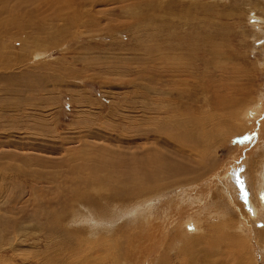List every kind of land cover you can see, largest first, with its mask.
<instances>
[{"label":"rangeland","instance_id":"1","mask_svg":"<svg viewBox=\"0 0 264 264\" xmlns=\"http://www.w3.org/2000/svg\"><path fill=\"white\" fill-rule=\"evenodd\" d=\"M139 1L138 8H133L128 0H0V56L2 44L7 45L4 61L0 58V264H23L24 257L35 256L49 246L46 232L55 212L61 210L63 198L71 195L67 190L74 187L72 168L84 163L83 159L96 156L99 148L108 155L110 151H131L135 145H157L155 136H134L154 130L151 123L157 121L146 123L143 118L158 115L156 108H167L178 101L185 116L206 117L213 111L214 85L216 91L238 101L232 109L254 108L257 104L264 109V0ZM124 5L126 11L122 12L118 7ZM137 16L146 19L138 22ZM154 45H184L192 48V53H183L180 63L173 57L167 61L148 54L146 50ZM40 51L44 55L37 58ZM176 94L182 96L176 98ZM194 96L200 100L211 96V108L202 101L196 103ZM213 118L219 124L211 120L213 125H208L219 126L221 135L211 139L207 155L215 163V171H221L219 178L210 181L206 176L193 184L162 190L149 199L143 196L110 205L106 194L102 199L98 191L90 190L91 196L108 204L109 215L106 213L104 220L96 216L99 214L93 207L70 202L66 221H71L61 228L83 227L86 240L106 239L105 245L113 237L119 236L122 241L131 234L138 250L144 251L159 240L153 252L156 264L186 262L174 258V250L171 255L163 251L168 246L176 247L172 238L184 217L188 221L184 218L182 226L190 224L198 237L201 232L206 238L217 235L215 227L238 234L232 227L224 228V223L235 225L237 218L218 216L221 204L217 201L220 203L225 195L224 186H231V171H224L235 166L239 177L234 157L243 155L242 144L259 135V122L256 120L255 129L240 139L230 138L241 131L238 127L243 129L240 118L225 114ZM173 155L176 157V152ZM58 192H62V198ZM238 194L242 195L239 189ZM245 211L251 215L252 208ZM78 213L84 218L75 220ZM256 224L259 229L263 227L261 222ZM243 225L237 226L244 233L236 235L238 241L214 249L203 242L195 248L199 263L212 260L215 264H237L239 254L248 264H264L263 244L254 230ZM149 226L154 241L147 240ZM54 237L55 241L59 239ZM124 248L122 252L127 251L131 257H141L132 264H144V252L136 250L134 255L128 243Z\"/></svg>","mask_w":264,"mask_h":264},{"label":"bare ground","instance_id":"2","mask_svg":"<svg viewBox=\"0 0 264 264\" xmlns=\"http://www.w3.org/2000/svg\"><path fill=\"white\" fill-rule=\"evenodd\" d=\"M114 1L116 2V0ZM118 1H124V0H118ZM128 1H131L130 7L138 8L140 2L139 0H128ZM93 3L94 2H92L91 4ZM142 4L144 3L142 2ZM118 9H121L122 12L126 11L125 5L118 7ZM137 17H139V19L137 18L138 22H142L144 19H146V16H137ZM6 46L4 43L2 44L3 56H0L2 61H4V50ZM146 51L148 52V54L158 55L162 59H165L167 61L169 60V58L171 61L172 59L171 57H173V60L175 58L180 63V61H182L181 59L183 58L182 55H184L183 53L185 52L192 53V48L188 46L184 47V45H176L175 47H166V48H163V46L157 47L154 45V47H150ZM38 54L44 55V53L42 52L41 53L37 52L36 54L37 58L39 56ZM220 86L223 87L224 85H220ZM215 88L216 86L213 85V89L211 90L214 93L212 94L213 109L210 107L212 106L210 103L211 96H209L208 99H202V100H200L199 97L194 96L195 97L194 101H196L197 98L196 103L198 101H199L198 103L202 101V104L208 105L209 106L208 108L209 109L211 108V110H213L212 114L208 112L210 113V115L206 117L204 115H203L204 117L202 116L203 118L196 116L193 117L190 115L188 116L187 115L188 113L185 116L183 108L178 101L174 102L175 105H172L173 102L169 103V105L171 106L170 107L168 106L167 108L163 106L156 108L154 112H156L158 115H156L155 117L153 116L147 117L148 119L144 117L143 122L146 123L150 122L151 119L154 120V122L157 121L156 124L151 123V125L155 126L154 130L150 129L149 131H145L141 133L143 136L140 134L138 135L135 134L134 136H138V137L140 136L139 138L142 139L148 138L150 136L153 137L155 136L158 140L155 142L157 145L154 146L135 145L136 146L134 147L135 149L131 151L128 149L130 152L128 151L124 153L123 151L120 154H118L117 152L112 153V151H110L108 155L104 153V150L101 151L99 148V150L96 151L98 152L96 156H91L90 158L88 157L86 159H83V161L85 162L76 165L78 167H75L73 165L74 167L71 168L74 172L72 173L71 179L75 180L73 183L74 187L70 188L71 189L70 191L67 190L71 194V195L68 194L70 197L68 199L63 198L61 210L55 212V214L53 215L54 218L52 219L51 225L54 228L51 226V228L46 232L49 246H45V249L41 250L40 253L37 252L36 254H34L35 256H30V257L26 256V258L24 257V259H22L24 260L23 264H124L127 260H129L130 264H132L133 261L135 263L136 260H140L141 258L140 256H138L140 258L135 259L136 257H131L129 253L127 254V251L122 252L125 249L124 246L126 245V243H128V246H130V248L131 247L133 248L134 253L133 252L132 253L134 255L135 253H137L136 250L141 253L144 252L146 256L144 258L145 260L143 261L144 264H156L155 253L153 252L156 250L157 247L156 243H158L159 240L155 242L153 238L154 237L153 235L155 234H150L151 233L150 226L152 227V225H150L146 229V237L148 241L152 240L154 241L153 243L155 244H152V246L148 245L145 248V251L138 250L137 248L138 245L137 243H135V240L132 238V235L131 234L128 235L126 232H122V234L126 233L128 235V236L126 235L127 236L126 239L123 237L121 241L118 239L120 237L116 235L117 237H113V240L111 242L112 245L109 246V244L111 243L105 245V242L107 241L106 239H105L106 241L102 238L94 239V240L92 239L86 240V238L83 237L85 234V230L83 227L80 228L74 227V229H69L64 227L61 228V226L65 222L71 221L70 219L66 221L69 215L66 214L67 213L66 209L70 202L78 201L79 204L82 206L88 205L93 207V209H95L94 211L96 212V214H99L96 216H102L101 218L104 219L106 213L109 215L108 213L109 208L107 207L108 204L106 205V203L105 204L103 203L104 201L103 202L99 201L97 198H94L95 196L94 197L91 196L90 190L98 191V198L104 199L103 196H105L106 194L107 201L109 202L110 205L114 203L117 204L118 203L120 204L122 202L124 203L127 202L129 199L138 198V197L140 198L143 196L149 199L151 198L150 196L153 197L154 194L164 192L165 189L167 190L173 186H178L179 184L181 185L189 184V182L193 184V182L198 181L199 178L203 179V177L206 176H208V180L210 181L212 177L218 176L219 178L221 176L220 173L221 171L219 172L218 168H217L218 171H215L216 170V167L214 166L215 163L214 162L212 163V161L210 162V160H208L209 158L207 155V153L210 151L209 142H212L211 139L214 136L215 138H218V136L221 135L219 134L221 132L220 131L218 132L219 126L216 128V127H211V125H208V123L211 120L214 121V124H216L215 123L216 119L213 120L214 119L213 117H215V115L217 114H221V115L225 114V116L227 117H232L236 119L240 118L244 123L243 124L244 127L242 126L243 129L238 127L239 129H241V131L238 130V132L235 133L233 132L234 134L230 135V138H232L233 136H238V137L240 136L241 139L242 136H246V133H250L251 128H254L256 120H258L259 122L258 124L259 128L256 129L257 132H260L259 135L256 138L252 137L253 140H251L250 143H246L245 145L242 144L243 148L245 149L243 155L241 156L237 155L236 157H234L233 161H236V163L239 165V169H237L239 171L238 172L239 177L236 175L235 166L231 165L229 168H227L224 171L225 174H227L228 171H231V173L229 174L231 186L229 187V189H227L224 186L223 191L225 192L224 193L225 195L220 200V203L219 200L217 201L218 205L221 204L220 207L217 208V210H219V212H217L218 213L217 215L223 218L224 216L225 217L228 216L229 219H231L232 217L233 219H235L236 217L237 221L235 225L232 224V226H229L228 225L229 223L227 222L228 224L224 223V228L232 227L234 228V230H236V232L239 231L238 234L242 235L244 233H242V230L237 229V226H239L240 228L241 225L245 224V226L248 227V230H254L257 233L258 236L257 239L264 246V137L262 136V133L264 132V117H261L264 109L263 108L260 109L259 104H257V106H255L254 108L244 107L245 109L242 110H235L234 108L232 109V107L236 105L238 101L234 100L235 98L233 99L231 97L232 95H228V94L224 95L223 93L216 91ZM1 89L2 87L0 86V91ZM181 96L182 94L180 95L176 94V98H180ZM192 97L193 96L190 95L189 98ZM160 101L161 100H159V102ZM239 104L243 106L242 102L241 103L239 102ZM182 105H184V103H182ZM238 106L239 105H237L236 107ZM223 118L225 117L223 116ZM220 119H222V117ZM223 120H220V124H222ZM227 120L229 121V118ZM225 122H227L226 118H225ZM228 123L230 124V122H227L226 124ZM210 124L212 123L210 122ZM233 127L234 126H232V128ZM233 129L235 130V128ZM132 130L134 131V127H132ZM138 137L135 138L138 139ZM121 140L123 141V139ZM126 142H128V140ZM251 143L253 144L252 146L250 145ZM174 145H176L177 147L175 148ZM207 148H208V152H207ZM106 150L108 149L105 148V152ZM213 151L215 152V150ZM175 152H176V157H174L173 155ZM240 152H242V148ZM239 160L241 161V164ZM208 161L214 167L209 165ZM238 181L243 182V187L239 185ZM238 189L242 192V195L238 194ZM58 195L59 198L60 196L62 198L63 194L62 192H58ZM214 200L216 201V199ZM100 202H102L104 205H102ZM249 206L252 208L251 215L247 214V212L245 211V208H249ZM80 217L84 218V215L82 213H78L76 217L74 216V219L77 220V218ZM180 218L178 217V219ZM184 218L181 219L180 226L176 224V226H179L181 230L178 228L179 231L177 232V234H175L176 237L172 238L174 241L173 243L177 244L176 247L168 246L167 250L165 249L163 250L168 255H171L170 252L174 250V252H172V254L174 253V258L176 257L177 260H182V261L186 260V262L180 264H200L199 262L201 261V258L196 255L195 248H197L203 242L205 243L207 242L209 244L208 246L209 249H214L217 248L219 245H222L223 243L231 242L233 240L235 241L240 240V238L236 236L238 234L236 235L228 234V232H230L231 229L229 231V230H223L219 227H215V231L217 232V235L215 236L213 234L211 237L208 236V238H206V236L203 235V232H201L202 236L198 237L193 232V230L188 226L190 225L188 224L189 222L187 223L188 224L187 226L185 227L182 226L183 224H185L186 218L185 219ZM149 222L150 221H148V223ZM256 222L262 223L263 225V227L261 228L262 231L257 227ZM215 224L216 226L218 225L217 223H214V225ZM112 234L114 235L115 232H113ZM54 236L58 237L59 239L55 241ZM76 239H79L78 243L76 242ZM138 240L141 241V239ZM100 247H104V248L100 249ZM128 248L129 247H127V250H129ZM148 251L149 254L146 255ZM199 251L201 252L202 250ZM118 252H121V254H119ZM144 254H142V258ZM40 255L42 257V260L39 259ZM236 257H238L237 264H248L247 263L248 260L245 262L242 261V258L239 254H237ZM147 258H148V263L146 262ZM163 259L165 258L163 257ZM5 261L6 260H4V262ZM205 264H215V262L211 260L209 262H206Z\"/></svg>","mask_w":264,"mask_h":264},{"label":"snow or ice","instance_id":"3","mask_svg":"<svg viewBox=\"0 0 264 264\" xmlns=\"http://www.w3.org/2000/svg\"><path fill=\"white\" fill-rule=\"evenodd\" d=\"M238 183H239V185H240L241 187H243V182H242V181H238Z\"/></svg>","mask_w":264,"mask_h":264}]
</instances>
